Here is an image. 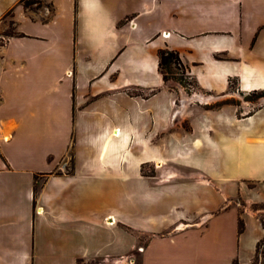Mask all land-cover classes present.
Returning a JSON list of instances; mask_svg holds the SVG:
<instances>
[{"label": "crops", "instance_id": "1", "mask_svg": "<svg viewBox=\"0 0 264 264\" xmlns=\"http://www.w3.org/2000/svg\"><path fill=\"white\" fill-rule=\"evenodd\" d=\"M10 26L0 264L120 258L109 249L129 232L138 264H252L264 104L242 114L220 101L264 90V0H0V30ZM161 49L179 54L196 92L165 83Z\"/></svg>", "mask_w": 264, "mask_h": 264}, {"label": "rangeland", "instance_id": "2", "mask_svg": "<svg viewBox=\"0 0 264 264\" xmlns=\"http://www.w3.org/2000/svg\"><path fill=\"white\" fill-rule=\"evenodd\" d=\"M27 4H29L30 9H37L41 6H43V0H25ZM13 28L10 26L5 31L0 30V34L2 33H12ZM0 38V42H1ZM182 61V60H181ZM183 63V62H182ZM164 72L167 75L168 81L167 84L171 87L176 89L179 94L186 96V93H190L192 91L196 92L197 87L195 80L193 77L189 75L187 72V68L183 63V66L172 64L169 68H165ZM231 89L233 91L235 90L234 83L231 84ZM200 94V93H198ZM220 102H233L239 105L240 112L242 114H245L254 108H256L259 105L264 104V90L259 91H251V92H238L235 90L234 93H231L230 95L223 98ZM218 102V104L220 103ZM179 106H183V103H179ZM180 109V110H181ZM253 208H264V206H253ZM261 215L264 216V210L261 212ZM118 237H121L123 242L126 243H112L113 245L109 249V252L111 254H114L116 252V246L120 247L118 250H124L123 252H127L124 256L120 258H98L94 260L89 261H80L79 264H138V257L142 251L143 247H136L135 243L133 242V235L129 232L128 236L119 235ZM116 238V237H115ZM79 245V243H77ZM103 243H88V247L90 248H98L99 246H102ZM158 245V244H157ZM174 247L172 243H162L157 246V251H163L164 249H167L169 247ZM80 246H82V243H80ZM107 251L108 248H105ZM252 264H264V244L260 247L258 257L252 262Z\"/></svg>", "mask_w": 264, "mask_h": 264}, {"label": "trees", "instance_id": "3", "mask_svg": "<svg viewBox=\"0 0 264 264\" xmlns=\"http://www.w3.org/2000/svg\"><path fill=\"white\" fill-rule=\"evenodd\" d=\"M21 2L24 4L25 7H28L29 4L25 2V0H21ZM172 64L176 65H181L183 66V63L181 61V58L179 54L175 51L169 50V49H161L159 51V68L160 72L163 76V79L165 83H167L168 78L166 73L164 72L165 68H169ZM231 84H233L231 82ZM256 207V206H255ZM259 207V206H258ZM255 210H259L260 208H254ZM260 220L262 222L263 228H264V216H260ZM244 229V223L242 220L239 221V232H242ZM264 244V237L257 243V248H256V256L254 260L258 257L260 247ZM253 260V261H254ZM233 264H240L237 260L233 262Z\"/></svg>", "mask_w": 264, "mask_h": 264}]
</instances>
